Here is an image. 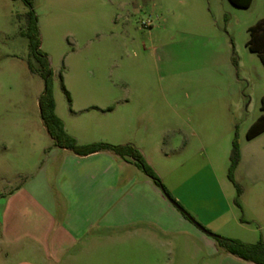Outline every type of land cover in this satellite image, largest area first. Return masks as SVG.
I'll use <instances>...</instances> for the list:
<instances>
[{
    "label": "rangeland",
    "instance_id": "obj_1",
    "mask_svg": "<svg viewBox=\"0 0 264 264\" xmlns=\"http://www.w3.org/2000/svg\"><path fill=\"white\" fill-rule=\"evenodd\" d=\"M30 2L66 134L78 146L132 142L190 205L193 212L177 202L192 224L213 209L217 233L200 225L206 232L264 241V133L245 138L264 98V66L245 46L248 28L264 20V0L245 9L228 0ZM28 12L20 0H0V194L44 169L54 148L39 115L44 85L26 37ZM235 135L238 198L227 179ZM173 243L179 255L165 262L231 264L220 249L209 255L192 242Z\"/></svg>",
    "mask_w": 264,
    "mask_h": 264
},
{
    "label": "crops",
    "instance_id": "obj_2",
    "mask_svg": "<svg viewBox=\"0 0 264 264\" xmlns=\"http://www.w3.org/2000/svg\"><path fill=\"white\" fill-rule=\"evenodd\" d=\"M104 141L132 145L151 165L132 142ZM134 168L109 152L77 156L53 148L44 169L39 167L0 194V264H172L162 256L177 257L173 242L182 240L192 242L197 251L216 253L212 236L185 218ZM160 181L185 211L193 212ZM215 215L219 213L212 209L205 216L196 213L195 219L217 233L211 230ZM232 258L227 261L241 264Z\"/></svg>",
    "mask_w": 264,
    "mask_h": 264
},
{
    "label": "trees",
    "instance_id": "obj_3",
    "mask_svg": "<svg viewBox=\"0 0 264 264\" xmlns=\"http://www.w3.org/2000/svg\"><path fill=\"white\" fill-rule=\"evenodd\" d=\"M15 1V0H13ZM28 8L27 14L29 25L26 33V37L30 42L34 57L41 65V76L43 78V91L38 98L39 115L42 124L53 143L54 148L70 151L77 156H88L99 152H109L120 158L129 160L136 168H138L157 188L160 189L166 200L174 207H178V211L187 219L191 220L185 212L182 211L178 203L168 193L155 171L146 163L144 158L140 155L135 147L132 145H111L107 143H92L84 146H78L74 139L69 137L65 130L63 123L54 113V100L51 91V71L48 67V61L45 54L38 50L39 40L36 27V18L31 9L30 0H20ZM228 2L236 8H248L252 0H228ZM248 40L245 44L246 48L255 53L262 66H264V20L257 21L254 25L248 28ZM30 72H36L31 64H28ZM68 100V93L65 91ZM261 114L248 128L245 138L246 140H252L256 136L264 133V98L260 103ZM240 161V150L236 135L232 139L231 149L229 155V167L227 171V179L233 185L236 190V198L241 195V188L234 180V171ZM235 204L239 207L237 199ZM199 229L206 232L200 225H196ZM208 235L211 233L206 232ZM213 240L218 249L222 250L225 254L231 255L240 259L241 261L251 264H264V242L261 240L255 244H245L240 241L224 238L216 235H212Z\"/></svg>",
    "mask_w": 264,
    "mask_h": 264
},
{
    "label": "water",
    "instance_id": "obj_4",
    "mask_svg": "<svg viewBox=\"0 0 264 264\" xmlns=\"http://www.w3.org/2000/svg\"><path fill=\"white\" fill-rule=\"evenodd\" d=\"M176 208L178 209V207L176 206ZM204 233H206V232H204ZM207 234V233H206ZM210 236H211V234H210Z\"/></svg>",
    "mask_w": 264,
    "mask_h": 264
}]
</instances>
